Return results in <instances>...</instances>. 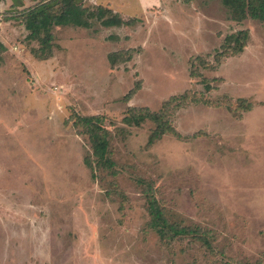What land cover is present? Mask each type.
<instances>
[{
	"label": "rangeland",
	"instance_id": "obj_1",
	"mask_svg": "<svg viewBox=\"0 0 264 264\" xmlns=\"http://www.w3.org/2000/svg\"><path fill=\"white\" fill-rule=\"evenodd\" d=\"M42 1L0 0V264H264V22L220 0H84L132 24L55 27L50 53L21 19ZM143 108L179 137L148 146L154 122L123 123ZM77 116L102 117L114 174ZM137 180L197 233L162 239Z\"/></svg>",
	"mask_w": 264,
	"mask_h": 264
},
{
	"label": "trees",
	"instance_id": "obj_2",
	"mask_svg": "<svg viewBox=\"0 0 264 264\" xmlns=\"http://www.w3.org/2000/svg\"><path fill=\"white\" fill-rule=\"evenodd\" d=\"M84 0H43L40 3H36L27 9H24L21 14L23 20L24 29L28 32V38L34 41H38L41 45L49 50L52 47V41L54 39L53 29L55 27L73 26L77 28L88 29L92 21H97L104 27H119L130 26L132 21H122L116 13H113L110 9H105L102 6H96L92 9L83 7L82 2ZM221 3L229 8L236 21L244 20L249 17L253 20H259L264 22V0H220ZM240 38L231 37L234 39L236 49L234 54L240 53L245 47L244 37L247 35V31L239 33ZM243 40L244 43H240ZM127 54V58L123 59V56ZM130 51L120 52L110 55L108 60L111 65L117 64L120 61L130 59ZM207 67V65H204ZM190 77H196L194 70L190 71ZM209 88V85L206 86ZM140 89V81H137L134 88L124 97V101L128 102L130 98ZM190 93L187 91L184 95L176 97L172 96L169 100L162 104V113L165 114L171 108H179L181 106V100H189ZM129 109L128 115L123 119V123L127 126L138 127L139 124L145 120L154 122L156 129L148 139V146L154 142L160 140L164 135H171L179 137V134L174 130L168 121L163 120V115L149 112L146 108L133 112ZM102 117H79L76 118V124L86 129L89 136L90 144L93 151V156L98 160L100 165L111 169L114 174L115 164L109 158L110 148V135L104 127L101 126ZM200 133H196L193 137L197 138ZM84 159L85 166L88 169L92 168L91 162ZM140 185H145V193L147 195L148 214L150 217L149 226L156 230L162 239L170 237H178L180 235H192L197 231H192L187 228H178L175 225L168 223L162 215V211L154 197L152 188L145 184L142 180H137ZM199 241H202L204 245L209 247L208 241L203 237H196Z\"/></svg>",
	"mask_w": 264,
	"mask_h": 264
},
{
	"label": "crops",
	"instance_id": "obj_3",
	"mask_svg": "<svg viewBox=\"0 0 264 264\" xmlns=\"http://www.w3.org/2000/svg\"><path fill=\"white\" fill-rule=\"evenodd\" d=\"M0 44L3 46V48H5V49H7V50H9V48L7 47V45L4 43V41H2L1 39H0ZM1 45H0V48H1ZM3 50V49H2ZM7 50L5 51V52H7ZM9 52H10V50H9ZM24 57H26V58H28V56L27 55H24ZM25 58V59H26ZM26 62L27 63H30V65H31V60L29 59H27L26 60ZM2 65V64H1Z\"/></svg>",
	"mask_w": 264,
	"mask_h": 264
}]
</instances>
